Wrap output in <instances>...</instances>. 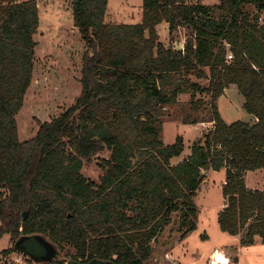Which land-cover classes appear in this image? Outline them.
Wrapping results in <instances>:
<instances>
[{"label":"trees","instance_id":"1","mask_svg":"<svg viewBox=\"0 0 264 264\" xmlns=\"http://www.w3.org/2000/svg\"><path fill=\"white\" fill-rule=\"evenodd\" d=\"M107 2L72 0L85 46L81 92L20 141L16 114L33 77L38 5L0 0V239L41 234L60 251L73 250L68 264H145L150 242L174 214L182 237L196 229L203 171L224 168L219 229L232 236L246 229L243 244L257 235L264 242V190L245 181L246 171L264 168V0H219L213 7L143 0L139 23L107 22ZM163 21L170 30H189L179 49L159 41ZM191 74L207 77V85ZM229 85L237 86L254 122L223 120L215 101ZM189 91L191 98L208 95L213 127L173 164L184 139L165 144L159 121L165 106ZM105 150L99 181L85 177V162ZM13 250L14 244L2 253Z\"/></svg>","mask_w":264,"mask_h":264},{"label":"rangeland","instance_id":"2","mask_svg":"<svg viewBox=\"0 0 264 264\" xmlns=\"http://www.w3.org/2000/svg\"><path fill=\"white\" fill-rule=\"evenodd\" d=\"M187 1H199L210 7L219 2V0ZM142 3L143 0H108L105 20L115 23H139L142 20ZM71 4L72 0H37L39 26L34 33L36 54L33 77L21 108L16 114L20 141L32 138L39 122L50 120L69 107L81 92L79 78L85 46L73 24ZM247 10L255 11L252 7H247ZM214 11V15L218 16L219 11L216 9ZM156 31L159 41L167 47L177 49L183 46L189 33L182 25L170 30L164 21L156 26ZM205 70L208 72L207 68ZM189 79L203 85L208 83L207 77L196 78L191 74ZM198 100L204 103L196 104L194 101ZM208 100L209 97L204 92H198L191 98L189 91L180 93L174 102L165 106L159 121L161 139L165 144L173 143L177 135L184 139L182 154L173 157V164L188 155L193 142L199 140L203 133L213 127V122L209 120ZM215 102L227 123L236 119L254 122L243 107V96L236 85H229ZM108 155L109 152L105 150L97 157L93 156L90 162H85L82 168L83 175L98 182L102 173L99 158H107ZM203 172L204 180L201 182L198 195L194 197L198 208L196 229L182 237L183 231L179 229L178 218L174 214L163 233L150 242L153 251L145 264H220L216 262V258L221 261L227 259L224 264H264V242L259 235L255 242L249 245L240 241L246 229L241 230L235 237L219 229L217 218L225 201L221 193L226 177L224 168L219 171L208 169ZM255 175L252 173L248 178L251 180ZM262 183L264 184V181ZM46 239L57 246L48 237ZM13 244L12 237L4 233L0 239V264H56L57 259L63 261V264H68L70 258L74 256L69 246H65L61 251L56 247L59 253L56 258L39 262L18 250H13L9 254L2 253L3 249L12 247Z\"/></svg>","mask_w":264,"mask_h":264},{"label":"water","instance_id":"3","mask_svg":"<svg viewBox=\"0 0 264 264\" xmlns=\"http://www.w3.org/2000/svg\"><path fill=\"white\" fill-rule=\"evenodd\" d=\"M23 217V216H22ZM24 218V217H23ZM14 248L27 254L36 262L56 258L58 253L54 244L41 234L22 235L14 242ZM91 264H108L94 261Z\"/></svg>","mask_w":264,"mask_h":264},{"label":"crops","instance_id":"4","mask_svg":"<svg viewBox=\"0 0 264 264\" xmlns=\"http://www.w3.org/2000/svg\"><path fill=\"white\" fill-rule=\"evenodd\" d=\"M250 115V114H249ZM253 118V116L251 117ZM254 119V118H253ZM256 174L253 178H248V176H251V174ZM246 176H245V181H246V185L249 187V188H252V189H262L264 190V184L262 183L264 181V168H256L255 170L253 171H246L245 172ZM250 180V181H249ZM250 182V183H249ZM257 182H261V183H257ZM224 204L221 205V207H223ZM235 237V236H234ZM256 237L254 238V242L256 240Z\"/></svg>","mask_w":264,"mask_h":264},{"label":"built area","instance_id":"5","mask_svg":"<svg viewBox=\"0 0 264 264\" xmlns=\"http://www.w3.org/2000/svg\"><path fill=\"white\" fill-rule=\"evenodd\" d=\"M232 53L230 51H227V54H226V60L229 61L232 59Z\"/></svg>","mask_w":264,"mask_h":264},{"label":"flooded vegetation","instance_id":"6","mask_svg":"<svg viewBox=\"0 0 264 264\" xmlns=\"http://www.w3.org/2000/svg\"><path fill=\"white\" fill-rule=\"evenodd\" d=\"M58 253V252H57ZM59 254V253H58Z\"/></svg>","mask_w":264,"mask_h":264}]
</instances>
